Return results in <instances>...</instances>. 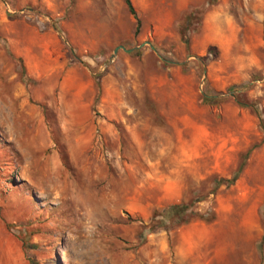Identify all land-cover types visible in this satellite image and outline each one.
<instances>
[{
	"label": "rangeland",
	"instance_id": "obj_1",
	"mask_svg": "<svg viewBox=\"0 0 264 264\" xmlns=\"http://www.w3.org/2000/svg\"><path fill=\"white\" fill-rule=\"evenodd\" d=\"M130 1L0 0V264H264V0Z\"/></svg>",
	"mask_w": 264,
	"mask_h": 264
},
{
	"label": "trees",
	"instance_id": "obj_2",
	"mask_svg": "<svg viewBox=\"0 0 264 264\" xmlns=\"http://www.w3.org/2000/svg\"><path fill=\"white\" fill-rule=\"evenodd\" d=\"M125 2V5L129 11V13L136 19V32L138 31L139 29V26H140V21L137 17V14H136V11L131 3L130 0H124ZM189 16L187 17V21H189ZM187 40L185 39V42ZM187 43V42H186ZM22 75V79L24 80L25 77H24V71H22L21 73ZM238 173H239V169L234 172L232 178L230 179H220L219 181H217L218 183H226L227 185L228 184H231L235 181V179L237 178L238 176ZM190 207V204H172L166 208H164L163 210H161V212L158 214V213H154V216H156L157 214L161 216V219L159 221V225L160 227H164V228H167L168 224L171 223V221H174V224L175 225H180V224H184V223H187L189 222L194 216H197L196 213H194L193 211H188ZM199 218H203V216H200Z\"/></svg>",
	"mask_w": 264,
	"mask_h": 264
},
{
	"label": "water",
	"instance_id": "obj_3",
	"mask_svg": "<svg viewBox=\"0 0 264 264\" xmlns=\"http://www.w3.org/2000/svg\"><path fill=\"white\" fill-rule=\"evenodd\" d=\"M119 48L124 49V50H126V51H131V50H133V49H125L124 46L119 45V46L115 47L112 56H114V54H116V52H117V50H118Z\"/></svg>",
	"mask_w": 264,
	"mask_h": 264
},
{
	"label": "crops",
	"instance_id": "obj_4",
	"mask_svg": "<svg viewBox=\"0 0 264 264\" xmlns=\"http://www.w3.org/2000/svg\"><path fill=\"white\" fill-rule=\"evenodd\" d=\"M27 75H28V74H27ZM32 75L35 76V77H37V78H39V76H40L39 73H38L37 75H36L35 73H32ZM28 76H29V75H28ZM29 77H30V76H29ZM30 78H32V77H30Z\"/></svg>",
	"mask_w": 264,
	"mask_h": 264
}]
</instances>
